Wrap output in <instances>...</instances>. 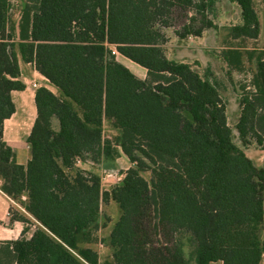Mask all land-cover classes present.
I'll return each instance as SVG.
<instances>
[{
    "label": "trees",
    "instance_id": "trees-1",
    "mask_svg": "<svg viewBox=\"0 0 264 264\" xmlns=\"http://www.w3.org/2000/svg\"><path fill=\"white\" fill-rule=\"evenodd\" d=\"M228 1L240 10L220 51L237 94L233 124L216 74L164 47L168 29L179 41L216 29L220 0H0V190L25 224L0 240V264H98L92 244L109 200L120 209L105 240L110 264H192L185 244L194 264L264 261V163L245 153L264 150V48L247 45L261 24L254 0ZM19 56L56 88L34 91L25 164L3 139L11 92L26 86ZM120 154L130 165L108 189L77 165Z\"/></svg>",
    "mask_w": 264,
    "mask_h": 264
},
{
    "label": "rangeland",
    "instance_id": "rangeland-1",
    "mask_svg": "<svg viewBox=\"0 0 264 264\" xmlns=\"http://www.w3.org/2000/svg\"><path fill=\"white\" fill-rule=\"evenodd\" d=\"M15 1V2H14ZM255 7L261 19V34L259 43H264V0H254ZM16 3V0H13ZM233 4V5H232ZM224 7V9H223ZM218 11L216 15V20L221 25L217 27L218 39L217 43L211 42L212 38L209 35H206L204 39L199 41H194L186 39L184 41H179L175 38L172 32L168 29L167 34L169 35V40L165 43V51L166 55L169 58L187 61V62H195V68L199 71V73H204L206 68H210L214 74H216V79L219 80L225 87L224 96L226 98H233L232 88L233 85L226 80L224 76V65L221 61L220 51L223 48L222 46L225 44V39L227 40V28L231 24L237 22V10L239 7L234 2H229L227 0H220L218 4ZM240 12V10H239ZM180 19L175 20V23H180ZM116 57L119 61L125 64L130 70H132L138 77L143 78L145 76V69L125 57H122L120 54L115 52ZM217 72V73H216ZM221 73L223 76H221ZM220 74V75H219ZM219 76V77H218ZM52 89L56 92V88L52 85ZM27 97L24 98L26 100ZM27 104V103H26ZM34 102L26 105L22 112L19 113L18 119L19 122V132L14 136V144L12 146L15 159L25 164L27 159L29 158V149L26 142V137L29 133V129L31 127L33 117H34ZM238 117V101L237 98L234 100L229 99V105L227 108V119L230 124L236 122ZM113 131L111 128L105 124L104 126V136H109ZM12 138V135L7 133L5 136L3 135V139ZM116 158H103L99 163H93L90 161L77 162L79 167L91 170L96 172L100 177V182L103 187H106L109 184V180H117L118 173L124 170L123 168L128 163L127 157L122 154ZM111 171L112 175H107V173ZM146 178L149 177V172L145 171L142 173ZM112 178V179H111ZM1 183V181H0ZM101 186V187H102ZM102 187V189H103ZM24 196H22V199ZM22 208L20 202L11 199L10 197L6 199L4 202H0V240L12 239L16 238L19 235L20 226H24L25 224L18 220H13V217L18 215L21 216ZM120 214V209L117 204L109 200L107 203H103L101 207V215L106 218V225L100 227L97 232V239L92 247L97 251L98 254V264H110L112 262L111 249L106 244V238L108 232L111 228L112 223L117 219ZM29 227L28 232L30 233L35 228V222L29 220L27 223ZM27 232V234H28ZM164 240V239H163ZM191 247L188 244H185L184 252L185 255L191 260V263L194 264L191 255Z\"/></svg>",
    "mask_w": 264,
    "mask_h": 264
},
{
    "label": "crops",
    "instance_id": "crops-1",
    "mask_svg": "<svg viewBox=\"0 0 264 264\" xmlns=\"http://www.w3.org/2000/svg\"><path fill=\"white\" fill-rule=\"evenodd\" d=\"M223 9H224V7H223ZM239 14H240L239 10H237V22H235V23H238L240 21V15ZM258 16H259V14H258ZM259 20H260V24H261L260 16H259ZM216 24H217V27L218 26L220 27V25H221L217 21H216ZM206 35H209V36L212 37L210 39L211 42L217 43V39H218L217 28L216 29L209 28L203 33L202 36H199V37H188V39H189V41L192 39V40L197 42V41H199L201 39H204ZM261 36H262V34H261V30H260L258 38L257 39H249L247 45L250 48H252V46H253L255 49L264 48V43H259V40H260ZM197 38H201V39L196 40ZM222 47H224V46H222ZM18 64H19V70H20V79L25 83L26 86H25V88L23 90H13L11 92L12 99H13V102H14V105H15V111L8 118H5L4 121H3V135L5 136L7 133L12 135V138H10V139L9 138H5V140L8 141L12 146L15 143L14 142V138H15L14 136L19 132V128H20L19 127L20 120L18 119V115H19L20 112L23 111V109L25 108L26 105L28 106V104H30V103L32 104L34 102L33 101V96H34V91H35L36 88H31L29 86V83L32 82V81H36L39 86L42 85V86H45V87L49 88L50 90L54 91L52 89V85L48 82V80L42 74H40L34 68L32 63L23 61L20 58V56H19L18 57ZM221 76H223L222 73H221ZM238 77H239V75L236 72L232 73L233 81H236V79ZM231 90L233 92L234 97L233 98H230V97L227 98V108H228V105H229V99L234 100L235 98H237V94L234 91V89L232 88ZM25 97H27L26 100H24ZM34 117H35V112H34ZM34 117H33V119H34ZM26 135H28V134H26ZM245 153L257 165H262L264 163V150L256 148L254 146H250L248 148H245ZM120 155L123 156L122 154H120ZM129 165H130V162L128 161V163L126 164V166L123 169L125 170ZM124 170H122L121 172L118 173L119 175H118V177H116L117 180H109V184L106 187H103L102 184H101L103 189H108L112 184L118 182L121 179V177L123 176ZM107 175H112V172L109 171L107 173ZM7 197L8 196L5 195L0 190V202L2 203L4 201H6ZM22 227L23 226H20L19 232L21 231ZM28 234H30V233L28 232ZM210 264H221V261L220 260L212 261V262H210ZM260 264H264V261H262Z\"/></svg>",
    "mask_w": 264,
    "mask_h": 264
},
{
    "label": "built area",
    "instance_id": "built-area-1",
    "mask_svg": "<svg viewBox=\"0 0 264 264\" xmlns=\"http://www.w3.org/2000/svg\"><path fill=\"white\" fill-rule=\"evenodd\" d=\"M29 86H30L31 88H37V87H39V85H38V83H37L36 81H32V82H30V83H29ZM77 162H80V160H77Z\"/></svg>",
    "mask_w": 264,
    "mask_h": 264
}]
</instances>
